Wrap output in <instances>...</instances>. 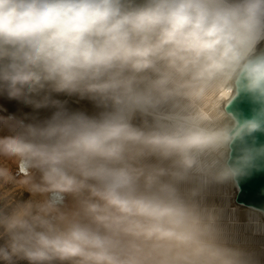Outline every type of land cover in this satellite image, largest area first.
<instances>
[{"label": "clouds", "instance_id": "1", "mask_svg": "<svg viewBox=\"0 0 264 264\" xmlns=\"http://www.w3.org/2000/svg\"><path fill=\"white\" fill-rule=\"evenodd\" d=\"M261 42L264 0H0V93L55 109L0 116V264H262Z\"/></svg>", "mask_w": 264, "mask_h": 264}, {"label": "bare ground", "instance_id": "2", "mask_svg": "<svg viewBox=\"0 0 264 264\" xmlns=\"http://www.w3.org/2000/svg\"><path fill=\"white\" fill-rule=\"evenodd\" d=\"M258 48H264V42H261V44L258 45ZM53 98L64 102L65 107L71 111H82L88 115H95L99 111L95 104L88 99H80L77 96H66L63 94H53ZM54 110L55 109L53 108L34 109L32 106L27 105L22 101L9 99L6 94L0 93V116L3 117H9L11 115L8 114L11 113L16 116V119L24 120L27 123L31 122L33 119H46L52 114ZM2 127L3 126L0 125V129H2ZM7 134L8 132L6 135ZM230 191L231 195L229 203L239 210L238 216L243 222L246 219L244 215L245 210L252 207L240 205L235 201V186L232 187ZM23 198H27L25 193L23 194ZM261 219L264 220V216H261ZM251 240L253 242V246L260 252V258L262 260V264H264V236L251 237Z\"/></svg>", "mask_w": 264, "mask_h": 264}, {"label": "water", "instance_id": "3", "mask_svg": "<svg viewBox=\"0 0 264 264\" xmlns=\"http://www.w3.org/2000/svg\"><path fill=\"white\" fill-rule=\"evenodd\" d=\"M254 107L256 106L246 96L241 95L233 101L229 110L239 112L243 117H250ZM8 115L16 118L11 113ZM253 136L257 146L264 144V133L257 132ZM235 187L234 199L238 204L264 210V163L259 171L252 170L249 175L240 178Z\"/></svg>", "mask_w": 264, "mask_h": 264}, {"label": "rangeland", "instance_id": "4", "mask_svg": "<svg viewBox=\"0 0 264 264\" xmlns=\"http://www.w3.org/2000/svg\"><path fill=\"white\" fill-rule=\"evenodd\" d=\"M1 126H3L2 127V129H0V137H2V136H4V135H6V133L8 132V130H7V128H6V126H4V125H1ZM25 195H27L28 196V194L27 193H25ZM21 264H23V262H21Z\"/></svg>", "mask_w": 264, "mask_h": 264}]
</instances>
